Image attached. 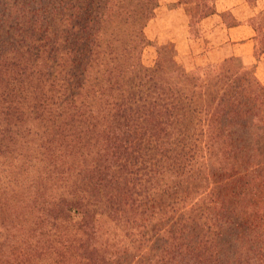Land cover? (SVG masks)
Here are the masks:
<instances>
[{"label":"trees","instance_id":"obj_1","mask_svg":"<svg viewBox=\"0 0 264 264\" xmlns=\"http://www.w3.org/2000/svg\"><path fill=\"white\" fill-rule=\"evenodd\" d=\"M130 8L0 0L1 169L47 203L31 230L9 214L19 244L41 241L0 243V264H264V153L243 134L261 97L225 64L208 83L137 66Z\"/></svg>","mask_w":264,"mask_h":264},{"label":"rangeland","instance_id":"obj_2","mask_svg":"<svg viewBox=\"0 0 264 264\" xmlns=\"http://www.w3.org/2000/svg\"><path fill=\"white\" fill-rule=\"evenodd\" d=\"M130 9L127 27L138 43L134 53L137 66H162L173 78L198 73L208 83L213 72L210 68L225 64L226 69L231 68L242 78L243 93L251 92L264 103V44L257 40L258 34L264 35V0H131ZM253 36L255 40L251 41ZM262 113L264 121V105ZM243 134L252 137L259 152L264 153V124L257 121ZM7 155L11 158L13 152ZM36 158L41 160V153L35 156L30 151L21 161L31 160L37 165ZM7 160L0 157V243H10L9 249L3 251L5 255H9L12 246L16 247L12 253L19 255L27 249L26 244L37 243L41 238L37 235L25 245L19 244L15 231L10 232L13 216L9 214L19 213L21 225L31 230L39 222L37 217L43 210H39L40 205L47 203H36L39 194L29 189L32 173L16 179L10 171L1 169L2 163L8 165ZM16 182L21 186L18 190ZM46 194L48 205H60L63 200V190L56 186L48 185ZM39 243V248H45L44 242ZM160 245L157 240L151 243L155 249ZM7 259H13L12 254ZM41 259L40 264H51L47 257Z\"/></svg>","mask_w":264,"mask_h":264},{"label":"crops","instance_id":"obj_3","mask_svg":"<svg viewBox=\"0 0 264 264\" xmlns=\"http://www.w3.org/2000/svg\"><path fill=\"white\" fill-rule=\"evenodd\" d=\"M234 27H236V26H234ZM253 31H254V30H253ZM254 34H255V32H254ZM251 41H254V36L252 37Z\"/></svg>","mask_w":264,"mask_h":264}]
</instances>
